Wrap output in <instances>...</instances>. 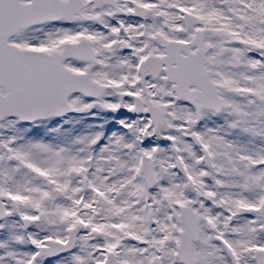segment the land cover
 <instances>
[{"label": "snow or ice", "instance_id": "obj_1", "mask_svg": "<svg viewBox=\"0 0 264 264\" xmlns=\"http://www.w3.org/2000/svg\"><path fill=\"white\" fill-rule=\"evenodd\" d=\"M0 264H264V0H0Z\"/></svg>", "mask_w": 264, "mask_h": 264}]
</instances>
